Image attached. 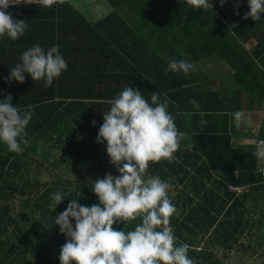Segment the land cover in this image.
I'll list each match as a JSON object with an SVG mask.
<instances>
[{
	"label": "trees",
	"instance_id": "trees-1",
	"mask_svg": "<svg viewBox=\"0 0 264 264\" xmlns=\"http://www.w3.org/2000/svg\"><path fill=\"white\" fill-rule=\"evenodd\" d=\"M209 2L212 9L194 8L187 0H107L113 11L91 23L73 0H57L51 7L39 0H13L18 4L6 11L29 24L17 40L0 37V101L10 94L12 105L22 111L31 105L32 119L25 130L29 143L21 144V153L9 152L0 142V264H60L59 250L67 237L55 225L56 215L73 199L84 206L99 201L91 183L56 176L34 186L29 154L42 144L45 162L51 157L56 164L53 147L61 145L68 160L90 167L100 179L110 165L106 143H97L103 114L110 110L108 101L129 86L149 102L159 92L161 101L170 102L177 129L185 133L175 159L150 163L147 173L173 186L169 198L176 208L171 227L177 244L190 246L188 255L196 264H225L216 258V245L229 254L243 247L239 240L246 230L257 226L264 234V182L255 173V146L235 145L226 115L243 111L244 102L247 108L255 100L264 104V13L254 21L243 18L249 11L247 0H239L238 7L236 0L223 6L220 0ZM33 45L45 51L59 45L67 62V70L51 86L27 74L23 83L7 79ZM163 50L192 62L216 56L232 72L233 91L225 96L192 87L184 73L165 71ZM215 118H221L216 128L209 122ZM263 135L264 124L257 138ZM67 159L59 164L70 165ZM229 187L246 191L232 193ZM57 191L65 199L56 206L52 195ZM17 198L28 209L20 217L13 215ZM135 223L139 220L113 227L129 230ZM256 233L257 228L251 235ZM255 242L261 244L260 239Z\"/></svg>",
	"mask_w": 264,
	"mask_h": 264
},
{
	"label": "clouds",
	"instance_id": "clouds-1",
	"mask_svg": "<svg viewBox=\"0 0 264 264\" xmlns=\"http://www.w3.org/2000/svg\"><path fill=\"white\" fill-rule=\"evenodd\" d=\"M226 2L220 0L221 6ZM39 3L51 7L57 0H39ZM187 3L197 9H212L209 0H187ZM15 4L18 3L13 0H0V37L6 35L13 41L25 33L29 24L23 19L14 20L6 11ZM238 5L236 0L235 6ZM247 5L249 11L243 18L259 20L264 13V0H247ZM66 70L67 62L60 54L59 45L47 51L33 45L22 53L20 63L10 69L7 79L23 83L27 74L32 81L44 80L47 87ZM195 70L196 65L185 60H170L165 69L184 74ZM159 97L160 93L154 92L149 102L144 94L129 86L108 101L110 110L103 114L97 143H106V154L119 174L115 177L106 174L102 179L89 181L98 204L84 206L73 199L56 215L54 223L67 237L59 250L60 264H196L188 255L190 246L177 244L171 227V217L176 212L169 198L173 186L158 175L147 174L150 163L172 162L185 138L168 111L170 102ZM11 101L10 94L0 101V142L9 152L21 153V144L29 143L25 130L32 119V106L22 111ZM190 103L198 106L195 100ZM232 116L236 127L247 120L242 111ZM253 155L264 160V141L256 142ZM52 199L57 206L65 198L57 191ZM137 220L139 223L129 230L113 227Z\"/></svg>",
	"mask_w": 264,
	"mask_h": 264
},
{
	"label": "crops",
	"instance_id": "crops-1",
	"mask_svg": "<svg viewBox=\"0 0 264 264\" xmlns=\"http://www.w3.org/2000/svg\"><path fill=\"white\" fill-rule=\"evenodd\" d=\"M93 0H86V3L92 2ZM106 1V0H105ZM75 5V4H74ZM94 8H100L103 7L104 15L101 17L102 19L109 15L112 11L113 8L107 3V1L101 4L94 3ZM103 5V6H102ZM107 5V7H105ZM83 8L86 7L88 9V4H85L82 6ZM75 8L82 14V13H87L90 14L91 11H80L76 5ZM94 10V9H93ZM124 13L128 14L126 11V8H123ZM83 15V14H82ZM85 16V15H84ZM87 20H89L88 17H85ZM95 19V18H93ZM164 53H162L161 58H163L166 62H169L170 60H185L191 63L192 62L189 58L185 57L184 55H172L170 52L173 51H168V50H163ZM152 62L157 61L155 57H151ZM150 59V60H151ZM224 67V64H222ZM161 67V66H160ZM152 68H157V67H152ZM163 68V67H162ZM201 69V68H199ZM196 68L195 71L190 72L188 74L183 75V79H185L192 87H198L203 91H210V92H215L219 93L221 95L228 96L227 94H230V91H233L234 86H230V82H233L232 80V72L231 70L226 66V68H210V76H203L200 77V70ZM220 70V75H217V71ZM211 71H215V75H211ZM232 80V81H231ZM244 110L242 111L247 120L245 123H242L240 127H236L234 118L232 116L233 113L227 112L226 115L228 117V122H229V128L231 130V134H233V142L235 145H240V146H252L254 145L258 133L261 131L263 124H264V104L255 100L254 102H251L250 106L247 108V103L244 102ZM221 118H215L212 119L209 122H212V127H219L221 125ZM210 127V128H212ZM209 128V129H210ZM33 162H38V159H34L33 157ZM45 162V160H44ZM40 162L35 169H40L42 167H45V163ZM46 166L45 168H47ZM39 173V172H38ZM41 173V172H40ZM39 173V174H40ZM56 177V176H55ZM59 177V176H58ZM171 198L172 196L169 195ZM247 205H252V203H247ZM10 206V205H9ZM10 210V209H9ZM257 218V217H255ZM257 228V233L255 236L251 235V232L253 231V228H250L246 230L245 234L243 235L242 238H240V243L243 245L242 248L237 247L236 249H232V251L229 252V254H225V252L222 250L223 248L220 247L219 245H216L215 248L216 250H213L214 253H216V258H220V254H222V261H224L225 264H264V234L262 235L258 227ZM254 228V229H256ZM251 231V232H250ZM255 231V230H254ZM259 232V233H258ZM254 233V232H253ZM258 235H262L261 237V244H257L255 242V239L257 238ZM249 247V248H248ZM255 250V253H254Z\"/></svg>",
	"mask_w": 264,
	"mask_h": 264
},
{
	"label": "rangeland",
	"instance_id": "rangeland-1",
	"mask_svg": "<svg viewBox=\"0 0 264 264\" xmlns=\"http://www.w3.org/2000/svg\"><path fill=\"white\" fill-rule=\"evenodd\" d=\"M107 1V0H106ZM105 0H93L92 2H89V3H86V0H73V4L76 5V7L80 10V11H91L90 14H87L86 12L85 13H82L84 17H88L89 18V22L91 23H95L97 21H100L102 20L101 17H103V15L106 13H104V11L102 10L103 7H100V8H94V3H98V4H101V3H104L105 5ZM85 4H88V9H86V7H82L84 6ZM103 6V5H102ZM107 7V5L105 6ZM94 9V10H93ZM129 14L130 12L127 11ZM262 15V13H261ZM260 15V16H261ZM95 18V19H93ZM105 18V17H104ZM222 64H225L224 62H222L219 58H217L216 56L213 57V58H210V59H207V60H201V61H196L195 62V65H196V68H201L199 69L200 72V77H203V76H210L208 74H210V68H223ZM226 66V64H225ZM211 75H215V71H211ZM217 75H220V70L217 71ZM232 81V80H231ZM230 86L233 87L234 84L233 82H230ZM55 144V143H54ZM51 145H53L51 143ZM49 144V146H51ZM44 146L42 144H39V146L37 147V151H36V154H33V152H31V154H29L30 156L34 157V159H38V162H31V166L30 167V179L31 182L33 183L34 186H36L38 184V182H40L39 184H44V183H49V182H52L53 180H55V176H59L61 178V180H67V179H70V180H73L74 182H83L84 184L85 183H90L89 181H92L94 182L96 179V176L93 177V175L95 174V171H89L90 167H86V166H78L76 163H74V160H68L66 158V155H65V147H62L61 145H57L55 144V146L53 147L55 151H57V154H58V159H59V162L60 160H62L63 162V159L64 160H68V162H70V165H67L66 163H63V164H59L56 163L54 164V160L53 158H49L48 162H44V157H43V154H44ZM53 150V151H54ZM109 160V158H108ZM40 162H44L46 166H48L47 168L45 167H42L40 169H35L34 167H36L37 165L36 164H39ZM74 165V167L72 166ZM108 168V171L106 170V172H102L101 174V178L102 179L106 174H112L113 177L117 176L119 173H118V170H117V167L112 165L110 163L109 166H107ZM106 169V168H105ZM40 174H39V173ZM91 173V174H90ZM23 178H27V176L24 175ZM30 191H32V189H30ZM83 194V193H82ZM23 202L21 200V198H17L15 201H14V206L12 207L13 208V215L15 217H20L24 212H27L28 209L27 208H24L23 206ZM30 210V209H29ZM257 217V216H255ZM254 230L256 229H253V231L251 232V234H253ZM262 235H258L257 238H259L261 240V237ZM33 254V258H34V255L35 253L33 251H30L29 255ZM222 255H223V252L222 254H220V260H222Z\"/></svg>",
	"mask_w": 264,
	"mask_h": 264
},
{
	"label": "built area",
	"instance_id": "built-area-1",
	"mask_svg": "<svg viewBox=\"0 0 264 264\" xmlns=\"http://www.w3.org/2000/svg\"><path fill=\"white\" fill-rule=\"evenodd\" d=\"M258 141H264V135L255 141V143H254L255 147H256V142H258ZM257 164H258V169L255 173H256V175L260 176L262 181L264 182V160L257 159ZM228 190L232 193H242L243 191H246V189L244 187H238V188L237 187H229Z\"/></svg>",
	"mask_w": 264,
	"mask_h": 264
}]
</instances>
